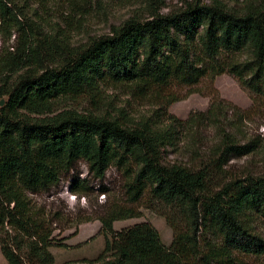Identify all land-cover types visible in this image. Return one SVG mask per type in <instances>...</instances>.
<instances>
[{"label": "trees", "instance_id": "trees-1", "mask_svg": "<svg viewBox=\"0 0 264 264\" xmlns=\"http://www.w3.org/2000/svg\"><path fill=\"white\" fill-rule=\"evenodd\" d=\"M207 1L161 14L162 1L147 0L148 19L133 17L86 46L70 47L40 38L37 27L19 21L25 17L16 13L13 0H0V99L6 98L0 107V252L7 264H55L52 231L32 211L28 194L49 192L78 162L97 180L111 167L121 172L127 205H105L96 218L103 250L68 264H235V253L264 259V237L244 220L247 211L264 219V184L235 180L216 186L231 154L251 152L221 131L228 107L213 100L205 113L186 121L167 113L195 92L180 97L175 90L202 80L212 84L222 74L233 76L253 105H264V0H248L237 9ZM106 82L157 106L156 119L165 116L167 123L131 121L120 110L107 113L101 98ZM78 98L90 100L92 109L61 105ZM229 108L239 121L251 114ZM202 121L220 132L221 141L211 149L218 158L165 162L163 152L176 147L180 132ZM82 183L74 181L70 192L84 197L88 187ZM141 202L163 207L160 215L172 231L169 245L147 223L114 230L116 222L141 216L134 207Z\"/></svg>", "mask_w": 264, "mask_h": 264}, {"label": "rangeland", "instance_id": "rangeland-1", "mask_svg": "<svg viewBox=\"0 0 264 264\" xmlns=\"http://www.w3.org/2000/svg\"><path fill=\"white\" fill-rule=\"evenodd\" d=\"M16 13H22L18 18L22 23H32L37 27L40 38H52L62 41L70 47L86 46L91 40L108 35L111 27L118 26L124 21L135 18L140 21L148 19L147 0H13ZM163 8L161 14L170 11H180L185 3L207 0H161ZM229 8H239L248 0H219ZM26 19V20H24ZM27 21V22H26ZM31 21V22H30ZM1 39V34H0ZM1 42V41H0ZM14 45V37L6 44ZM227 54H222L226 58ZM184 100L172 104L167 113L179 121H186L190 116L205 113L211 101L220 100L225 103L223 117L219 127L225 134L232 137L236 147H247L251 152L247 155L233 153L226 165L218 172L216 186L225 185L230 181L261 182L264 184V105H253L248 93L229 74L217 76L211 84L202 80L193 88L175 90ZM102 107L107 113L116 115L122 111L131 121L149 120L155 125L167 123L164 116L157 120L158 107L131 98L125 89L106 82L101 86ZM0 100L6 101V98ZM62 107L86 112L92 109V103L86 98L74 100L65 99ZM231 106L242 112H249L248 120L239 121ZM221 136L213 124L202 121L190 131H181L175 141V148H167L163 152L165 162L187 164L190 158L206 161L217 159L211 149L219 144ZM88 187L87 194L76 195L70 192L74 181ZM124 177L113 167L109 168L104 179H94L88 173L83 162H78L73 171L64 174L60 183L49 192L37 191L28 194L32 211L36 216L47 222L52 231L53 244L49 249L55 259V264H68L83 259H94L104 248V235L101 224L96 218L103 212L104 206L116 201L119 205H127L123 191ZM99 187H105L107 192H98ZM217 191L221 187H211ZM147 201V200H146ZM149 202H141L134 207L139 208V218L119 221L114 224L117 231L147 223L151 225L161 237L165 245L172 241V231L165 219L160 215L163 207L155 204L154 208H145ZM245 223L252 232L264 237V219L254 211H247ZM206 240H213L221 244L218 236L206 235ZM62 244L64 247L55 246ZM235 264H264V259L255 256L234 254ZM0 264H7L0 252Z\"/></svg>", "mask_w": 264, "mask_h": 264}, {"label": "water", "instance_id": "water-1", "mask_svg": "<svg viewBox=\"0 0 264 264\" xmlns=\"http://www.w3.org/2000/svg\"><path fill=\"white\" fill-rule=\"evenodd\" d=\"M4 104V101L3 100H0V107H2Z\"/></svg>", "mask_w": 264, "mask_h": 264}, {"label": "built area", "instance_id": "built-area-1", "mask_svg": "<svg viewBox=\"0 0 264 264\" xmlns=\"http://www.w3.org/2000/svg\"><path fill=\"white\" fill-rule=\"evenodd\" d=\"M99 190V189H98ZM99 192V191H98ZM104 198V194L101 195Z\"/></svg>", "mask_w": 264, "mask_h": 264}, {"label": "crops", "instance_id": "crops-1", "mask_svg": "<svg viewBox=\"0 0 264 264\" xmlns=\"http://www.w3.org/2000/svg\"><path fill=\"white\" fill-rule=\"evenodd\" d=\"M114 227V226H113ZM115 230V229H114ZM117 231V230H116Z\"/></svg>", "mask_w": 264, "mask_h": 264}]
</instances>
